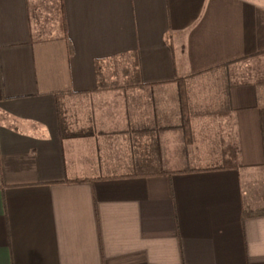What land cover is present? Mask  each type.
I'll return each instance as SVG.
<instances>
[{
    "label": "crops",
    "instance_id": "0c3cea01",
    "mask_svg": "<svg viewBox=\"0 0 264 264\" xmlns=\"http://www.w3.org/2000/svg\"><path fill=\"white\" fill-rule=\"evenodd\" d=\"M0 264H264V0H0Z\"/></svg>",
    "mask_w": 264,
    "mask_h": 264
},
{
    "label": "trees",
    "instance_id": "16d2710c",
    "mask_svg": "<svg viewBox=\"0 0 264 264\" xmlns=\"http://www.w3.org/2000/svg\"><path fill=\"white\" fill-rule=\"evenodd\" d=\"M61 23L62 24H65V19L63 18V19H61ZM180 82H181V98H182V100H183V102L181 103L182 104V108H183V110L185 111L187 108H188V105H187V101H185V99H187V92H186V89H185V85H184V82H183V80H180ZM184 115H186V114H184ZM185 119V125H184V127H185V131H186V133H187V135H186V141L187 142H190L191 141V134H190V131H189V128L190 127H188L189 125V119H186V117L184 118Z\"/></svg>",
    "mask_w": 264,
    "mask_h": 264
}]
</instances>
